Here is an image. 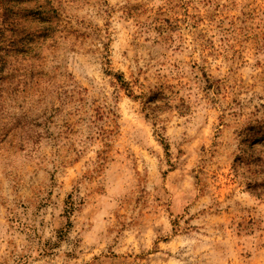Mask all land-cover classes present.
I'll use <instances>...</instances> for the list:
<instances>
[{
  "label": "rangeland",
  "instance_id": "rangeland-1",
  "mask_svg": "<svg viewBox=\"0 0 264 264\" xmlns=\"http://www.w3.org/2000/svg\"><path fill=\"white\" fill-rule=\"evenodd\" d=\"M0 264H264V0H0Z\"/></svg>",
  "mask_w": 264,
  "mask_h": 264
}]
</instances>
